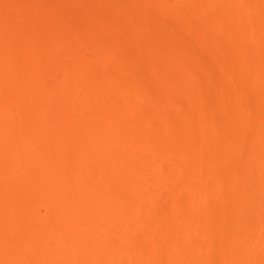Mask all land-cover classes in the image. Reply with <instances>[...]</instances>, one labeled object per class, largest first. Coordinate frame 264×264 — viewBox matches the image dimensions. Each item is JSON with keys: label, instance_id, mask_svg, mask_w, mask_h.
<instances>
[{"label": "rangeland", "instance_id": "obj_1", "mask_svg": "<svg viewBox=\"0 0 264 264\" xmlns=\"http://www.w3.org/2000/svg\"><path fill=\"white\" fill-rule=\"evenodd\" d=\"M19 17L26 21L25 24V21L22 22L23 26L20 25ZM14 21H18V24L15 25ZM28 31L36 36L48 35L65 42L58 46L57 50L62 51L55 54L57 58L53 73L50 72L48 78L43 76V79L38 80L39 87L50 91L42 90L45 94L54 95L48 101L56 109L50 104L48 106L56 113L54 110L47 111L51 112L50 116V113L43 112L46 111V102L44 105L39 97L36 98L39 103L32 104L31 100H24L26 103L20 105L24 113L19 117L18 110L10 120L0 117V128H13L14 124L22 123L25 124L24 130L48 133L44 134L45 138H38L40 134L32 138V144L41 151V145H47L43 142L50 141L53 150L51 147V150L49 147L43 149L35 154L34 159L42 165L45 164L44 156L53 159L46 162L47 167L55 170L58 167L60 170L57 173L50 172L48 179L58 181L65 177L68 180L60 186L61 193L71 190L68 178L71 170L76 167L72 168V161L85 163L86 159L88 164L82 169L81 183L84 185L80 191L89 198L97 193L96 184L100 181L98 159L80 152V146L87 143L85 147L90 145L89 149L95 148L96 141L84 134L83 129L88 130L98 122L90 117L82 124V117L78 115L82 114L84 106L92 112L101 111L106 115L112 112L121 135L134 136L139 140L142 138L144 141L149 139L152 143L148 142L146 147L141 144V148L150 147L153 151L149 148L148 151H142H151V155L156 153L159 156H153V159L155 156L159 159H154V164H158L154 168L160 174L156 180L157 189L148 199L145 193L146 212L136 220L129 234L131 244L120 245L114 235H109L108 229L100 230L95 216L104 210V204L93 203L86 210H81L78 208V200L67 195L62 201L68 209L60 217L64 221L63 229L68 231L73 245L69 248L63 240H55L53 247L59 250L55 249L50 254L52 257L60 256L65 246V251L69 248L70 255L76 257L75 264H173L171 259L177 260L176 264L180 261L184 263L185 257L182 256L188 253L187 244L184 243L186 249L182 250L184 244L174 242L180 240L176 224L172 222L178 218V222L184 226L201 220L197 229L202 227L199 230L206 235L190 238L201 246L193 255L197 257L198 264H264V203L259 188L262 178L258 176L256 166L258 160L264 157V0H0V39L3 38L0 42L4 44L2 47H6V51L2 49L5 54L7 51H15L9 54L15 62H19V59L25 62L29 56L32 58V47L41 42L38 40L40 36L30 38ZM22 39L23 42L20 41ZM14 44L20 45L15 48ZM19 48H24L23 55ZM2 62L0 67L4 66ZM85 65L90 68L86 69ZM16 75L19 78V74ZM27 75L22 76L24 81L30 79L31 74ZM33 82L35 84L36 81ZM27 83L24 84L25 88L23 86L24 93L21 91L23 97L28 90ZM40 93L38 95L42 99ZM39 105L42 106L39 108ZM22 124L19 125L21 128L24 127ZM21 128L20 131L23 130ZM100 129L102 132L107 130L103 124ZM11 134L15 135L13 132ZM116 139L115 142L120 138ZM126 139L131 142L125 141L126 150L136 149L137 152L140 144L134 141L137 145H132V137ZM152 144H157L155 148L160 147V150L153 149ZM75 147L81 155L76 154ZM122 149L117 151L124 157ZM162 158L168 161L162 162ZM167 162H172L171 168L177 165L180 170L177 173L182 171L181 174L171 173L174 169L169 172L166 169L169 166ZM159 165L164 171L159 169ZM20 171L19 178L14 182L0 180V198H4L5 194L7 197L16 194V197L21 198L28 191L26 189L25 192L26 186L30 187L36 180H40V177L27 175L23 169ZM168 175L170 183L171 180L173 182L169 185L167 179L165 181L168 186H162L160 178L164 181ZM146 176H150V172H146ZM124 185H107L101 189V193L111 195L112 204L129 205L131 188L128 190V184ZM43 188L49 189L46 185ZM200 188H203L202 195L198 191ZM34 189L38 190L36 187ZM197 193L203 197L204 203L198 202L199 205L193 206L196 203L193 202L190 207V196ZM39 197L37 200L41 199ZM5 198V205H0V214H4L2 218L7 217L6 222L15 219L18 223L20 218L23 223L26 219L33 223L46 216L43 198L40 202L32 199L35 205L29 202L32 205L30 210L34 211L28 213L26 209L22 212L17 209L19 202L15 203V207ZM88 213L94 217L91 218ZM22 216H26V219H22ZM8 217L12 219L8 220ZM26 221L24 224H16L14 220L11 222L10 233L15 234V240L19 237L16 243L7 242L5 237L9 231L5 230L6 227L1 229L5 231L0 232V249L1 252L2 249L11 252L12 260L24 262L26 257H30L34 263L30 262L37 264V260H34L36 255L29 250L33 240L30 238V243L28 241L34 223ZM171 222L173 226H170ZM233 235L238 238L246 235L244 238L247 242L250 240V245L244 243L246 240H243V236L241 240H236L238 242H233ZM230 236L234 238L233 241ZM77 241L84 246H78ZM251 244L253 248L250 249L248 246L251 247ZM170 248L178 251L171 253ZM119 249L128 254L138 253L141 258L149 261L142 263L141 258L130 260L125 256L124 262H119L114 257ZM9 258L7 260L12 262Z\"/></svg>", "mask_w": 264, "mask_h": 264}, {"label": "bare ground", "instance_id": "obj_2", "mask_svg": "<svg viewBox=\"0 0 264 264\" xmlns=\"http://www.w3.org/2000/svg\"><path fill=\"white\" fill-rule=\"evenodd\" d=\"M17 9V8H16ZM17 13V12H16ZM16 13H13V14H16ZM25 13V12H24ZM23 15V14H22ZM26 15L27 14H25V16H24V18L26 17ZM10 17H13V16H10ZM20 18V17H19ZM18 18V19H19ZM23 18V17H22ZM23 18V19H24ZM12 19V18H11ZM34 20H35V18H33ZM17 20V19H16ZM20 21H21V24L20 25H22V22L23 21H25V20H22L21 18L19 19ZM5 22V21H4ZM18 21H14L13 23L16 25V24H18L17 23ZM29 22V21H28ZM26 23V21L24 22V24ZM29 24V23H28ZM8 25H10V24H8ZM32 25V24H31ZM23 26V25H22ZM27 26H29V25H27ZM10 27V26H9ZM14 27V26H13ZM32 27H34V26H32ZM31 27V28H32ZM10 28H12V27H10ZM35 28V27H34ZM18 29H20V28H18ZM17 29V30H18ZM28 29V28H27ZM27 29H25V30H27ZM7 30H8V28H7ZM24 30V29H23ZM24 30V31H25ZM30 30V29H29ZM10 32V31H9ZM16 32V31H15ZM29 32V31H28ZM4 33V32H3ZM19 33V32H18ZM6 34V33H5ZM29 34V36H30V38H32V39H36V37L38 36H36V35H34L32 32H29L28 33ZM27 34V35H28ZM37 34V33H36ZM40 34V33H39ZM9 35V34H8ZM7 35V36H8ZM16 35V34H15ZM18 35V34H17ZM42 34H40L38 37V40L39 41H41V42H39L40 44L39 45H35V47H32L33 48V51H32V58H30V56H29V54H31V53H29V51L31 50V47L29 48L30 50L28 51V55L27 54H25L26 56H29L26 60H25V62H22V61H24L20 56V58L22 59V60H20L19 59V62H18V60H16L17 62H15V60H13V59H11L12 57L11 56H9V54L11 55V53H15V51H13L12 50V52L11 53H8V51H7V54H5V52L4 51H6V47L4 48V47H2L4 44H2V42H0L1 44H0V59L3 61H1L0 60V62H2V65H4L3 67L1 66L0 67V97L3 99V100H1V101H3V102H1L0 101V117H3L2 119L3 120H6V118H7V120H10V117H12V116H14L15 114H17V112H18V110H19V114H18V116L19 115H22L23 113H24V111H22L21 112V110L22 109H20V105L21 106H23L22 105V103L24 102V100L26 101V100H28V101H30L31 100V103L33 102H38V101H36V100H42L43 101V104L46 102V111H43V112H47V111H52V110H54V109H56V108H54V106L52 105V104H50L51 102H49L50 100V98L52 99L53 97L52 96H54V95H51V93H50V95H49V93H46L45 94V92L47 91H49V90H47V88H46V91L44 90V89H42L41 87H39L38 86V80L39 79H43L44 77L46 78H48V76L50 75V72L51 73H53V71H54V67L56 66V56H55V54H59L58 52H60V51H62V49L61 50H57L58 49V46H59V44H61V43H63L64 41H61L59 38H54V37H51V36H48V35H42ZM3 36V35H2ZM9 37V36H8ZM19 37V36H18ZM14 38H16V37H14ZM20 38V37H19ZM19 38H17L18 40H19ZM3 39V38H2ZM2 39H0V40H2ZM5 39V38H4ZM11 39V38H10ZM21 39V38H20ZM24 39V38H23ZM23 39L22 40H20V41H22L23 42ZM27 39V38H26ZM25 39V40H26ZM32 39H30L31 41H32ZM24 40V41H25ZM27 41V40H26ZM35 41V40H34ZM4 42V41H3ZM7 42V41H6ZM17 42V41H16ZM22 42H21V45H22ZM10 43V42H9ZM14 43V42H13ZM18 43V42H17ZM25 43V42H24ZM31 43V42H30ZM65 43V42H64ZM38 44V43H37ZM12 45V44H11ZM14 45H16V44H14ZM19 45L20 44H18V46L16 45L15 46V48L16 47H19ZM25 45V44H24ZM32 45V44H31ZM13 46V45H12ZM12 46H9V48L10 47H12ZM21 47V46H20ZM22 47H23V45H22ZM25 47V46H24ZM5 49L4 51L2 50V49ZM12 48H14V47H12ZM11 48V49H12ZM21 48H19V50H20ZM24 49V48H23ZM23 49H21L20 51H22ZM60 49V48H59ZM14 50H16V49H14ZM9 51H10V49H9ZM25 51H27V50H25ZM24 51V52H25ZM58 51V52H57ZM19 53V52H18ZM22 53V55H23V51L21 52ZM20 54V53H19ZM18 55V54H17ZM17 55H15V56H17ZM21 55V54H20ZM14 56V57H15ZM26 56L24 57L23 56V58H26ZM11 57V58H10ZM18 57V56H17ZM18 57V58H19ZM65 57V56H64ZM10 61H9V60ZM16 59V58H15ZM13 60V61H12ZM75 60V59H74ZM21 61V62H20ZM59 61V60H58ZM10 62V63H9ZM12 62H15V63H12ZM4 63V64H3ZM13 64L12 66L11 65H9V64ZM25 65H24V64ZM5 64H6V66H5ZM23 64V65H22ZM76 64L78 65V61L76 62ZM74 65V63H73V65L74 66H77V65ZM79 64H80V62H79ZM1 65V64H0ZM19 67H18V66ZM21 65V66H20ZM9 66V68H7ZM80 66H82V65H80ZM12 67V68H11ZM86 69H89L90 67L89 66H87V65H85L84 66ZM19 70H18V69ZM16 70V71H15ZM55 70H57L56 68H55ZM22 71V73H20ZM15 72V73H14ZM46 72H48L46 75H45V73ZM24 73V75H27V73H28V75H27V77L29 76V74H31V76H29L30 77V79H27L28 81H24V79H23V77L22 76H24V75H22ZM16 74H19V78H18V75H16ZM22 76H21V75ZM15 75L17 76V77H15ZM48 75V76H47ZM42 76V77H41ZM44 76V77H43ZM26 77V76H25ZM41 77V78H40ZM18 80H17V79ZM20 79H21V81H20ZM26 79V78H25ZM36 81L35 82V84H34V82L33 81ZM26 82H28L27 84H29L28 85V90H27V93H25L24 95H25V97H23V91H24V88H25V83ZM30 82V83H29ZM32 82V83H31ZM68 83V82H67ZM23 86H24V88H23ZM41 88V89H39V88ZM23 89V90H22ZM30 89V90H29ZM42 90H44V91H42ZM23 93H22V92ZM41 92V93H40ZM43 92V93H42ZM50 92V91H49ZM41 94V97H42V99L40 98V96L38 95V94ZM37 96H35V95ZM50 97H49V96ZM45 96V97H44ZM21 97H23V101H22V98ZM39 97V98H38ZM21 98V99H20ZM25 98V99H24ZM36 98H38V99H36ZM44 98V99H43ZM48 98V99H47ZM47 99V101L49 102H47V101H45ZM68 99H70V98H68ZM22 101V102H21ZM19 102H21V104H19ZM40 102V101H39ZM38 102V103H39ZM71 102V101H70ZM24 103H26V102H24ZM23 103V104H24ZM32 103V104H33ZM50 104V106L52 105V107L54 108H52V107H50V106H48ZM19 105V107H17ZM45 105V104H44ZM40 106H42V105H39V106H37V107H39L40 108ZM36 107V109H39V108H37ZM48 107H50L48 110H47V108ZM35 109V110H36ZM24 110V109H23ZM77 111H78V109H76ZM83 112H82V114H79L78 115V117H82L81 118V121H82V124H85L86 122H84L85 120L86 121H88L89 119L88 118H92V119H94V121L95 122H98V124L97 125H94L92 128H89L88 130L87 129H83L84 130V134H86V135H89V136H91L92 137V139L94 140V141H96V144H95V148L93 147V148H90L89 149V147H90V145H89V147H85L86 146V144L84 143V145L83 146H80L81 148H80V152L82 151L83 153H85L88 157H92V158H94V159H98V166H99V168H100V181L98 182V184H96V188H97V193L93 196V197H91V198H89L88 196H86L85 194H82V190H81V188L83 187V185H84V183H81V182H83L82 181V177H83V168L85 167L86 168V164H88V159H86V161H85V163H80V162H75L74 163V161H72V163L74 164V166H72V168L73 167H75V168H73L72 170H71V174H70V177L68 178V179H70V181H69V185H70V188H71V190H70V192H68V193H64V191L61 193V191L59 190L60 189V186L62 187L67 181H66V179H65V177H63V179H59L58 181H54V180H50V179H48V175L49 174H51L53 171L54 172H59V171H57V170H60L58 167L56 168V170H55V168H51L50 167V169L52 170H50L48 167H47V165H48V163L50 162V161H53V159H51V158H49L48 156V159H47V157L46 156H44L45 158H44V160H43V163H45L44 165H42L41 163V166H40V164H37L36 163V160L34 159V156H35V154H38V152H41L43 149H46V148H48L49 147V149H50V147L52 148V145L53 144H51L50 143V141H47V142H43V143H47V145L46 144H42L41 145V147H43V149L41 150V151H39L40 150V148L39 147H37L35 144H32V138H37V136H39V134H40V137H38V138H45V136H44V134H47L48 135V133H45L44 131H34V130H31V131H29V129H28V131H27V129L26 130H24L25 129V124H22V123H19L18 125L17 124H14V126H13V128L10 126H6L5 128H6V131H5V128H0V129H2L1 130V132H0V180H11V181H16L18 178H19V174H20V170H22L23 169V171L24 172H26V174L27 175H30V176H33V177H40V180H36V183L38 184H32L30 187L29 186H26V188H25V194L24 195H22L21 196V198L20 197H16V194H13V195H8V197H7V194H5V201L6 200H8L13 206H15V207H17L16 205H15V203H20V204H18L19 206L17 207V209H21L20 210V212H22V210H27L28 209V211H26L25 210V212L26 213H28V212H30L32 209V205L29 203V202H33V200L35 201V202H40L41 200H42V198H43V200H42V202H43V204L42 205H44V207H45V211H46V216H45V218L44 219H41V220H36L35 222H30V221H28L29 223H31V224H33V229H32V234L30 233V236H29V243H30V240L32 239L33 241L30 243V245H29V250L31 251V252H33L34 253V255H36L35 257L36 258H34V260L36 261L37 260V264H75L76 263V257L73 255H70L71 253H69L68 251H69V248H70V246H72L73 245V243L72 242H70V239H69V236H68V231H65L64 229H63V227H64V221L62 220V218L60 217V215L62 214V213H64L67 209H68V207L63 203V199H64V197H66L67 195H69V196H73L74 198H76L77 200V202H78V208L79 209H81V210H86V208H87V206L88 205H90V204H104L105 205V207H104V210H102V211H100L99 213V215L97 214L95 217L98 219H96V221H97V224H99L98 226H100V230H101V228L102 229H108L109 230V235H114L117 239H118V241H119V244L120 245H128V244H131L132 243V239H130L129 238V234H130V232L132 231V229H133V227H134V225H136V223H137V221L136 220H138L140 217H142L143 215H144V213L146 212L145 211V209H146V207H145V205H144V200H145V193L147 194L146 196H147V198L146 199H148L149 198V196L151 195V193L153 194V192L157 189V187H156V180H158L159 179V177L157 178V176H159L160 174H159V172H158V169L156 170L155 168H154V166H156L157 167V165L158 164H154V162H155V160H157L158 159V154H156V153H154V155H157V156H155V160L153 159V156L154 155H151V151H153V150H151L150 149V147H147V148H141L142 146H147L149 143L148 142H150L149 141V139H148V141H147V139H145V141L144 140H142V138H140L141 140H139L137 137H134V136H131L132 137V140H130V141H133V144L132 145H134L135 144V142L134 141H136V142H138L137 144L139 145V146H137L138 148H140V151L141 152H143L144 150H146V151H148V148H149V150H151L150 152H146V153H141L140 151H139V149L137 148V152H136V149H133V151H128V150H126V148H127V146L125 145L124 146V144L125 143H127V142H125V141H128V143H131V142H129V140L128 139H126V138H131V137H129V136H125V134L123 135H121L120 133H121V129L119 128V127H117V124H115L114 123V119L112 118V117H114V115H112L111 113H110V115L108 114V115H106V113L104 112H97V111H94V112H92V111H90L87 107H83V109H81ZM38 111H40V110H38ZM14 112V113H13ZM21 112V113H20ZM54 112L56 113V111L54 110ZM57 112H58V110H57ZM60 112V111H59ZM25 113H26V110H25ZM48 113H50L49 115L51 116V112H48ZM48 113H46V114H48ZM114 113V112H113ZM119 113V112H118ZM118 113H117V115H118ZM54 114V113H53ZM127 114V113H126ZM130 114H135L134 112H131ZM48 115V116H49ZM129 115V114H128ZM48 116H46L45 115V117H48ZM116 116V115H115ZM119 116V115H118ZM20 117V116H19ZM5 118V119H4ZM117 118H115V120H116ZM20 124H22V125H24V127L23 128H21L19 125ZM105 125V127L107 128V130H104L103 132L101 131V129H100V125ZM16 125H17V127H16ZM19 127V128H18ZM9 128V129H8ZM10 128L12 129V131L10 130ZM23 129L22 131H20L19 129ZM15 129V130H14ZM17 130H19V131H17ZM6 132V134H5V132ZM15 131H16V133H15ZM82 131V130H81ZM87 131V132H86ZM9 132V133H8ZM13 132V134H15L16 135V137H15V135L13 136L11 133ZM17 132H19V133H17ZM86 132V133H85ZM83 133H81V134H83ZM8 134V135H7ZM83 134V135H84ZM120 134V135H119ZM43 135V136H42ZM46 135V136H47ZM118 135H119V137H118ZM35 136V137H34ZM122 136V137H121ZM125 136V137H124ZM13 137H15L16 138V141L14 140V138ZM102 139H101V138ZM116 137H118V138H120L119 140H121V141H119L118 140V138L116 139ZM95 138L97 139V140H95ZM116 139V141L117 142H115V140L114 139ZM136 138V139H135ZM11 139V140H10ZM29 139H30V141L31 142H29ZM114 141H113V140ZM124 139V140H123ZM144 139V138H143ZM45 140V139H44ZM101 140H102V142H101ZM111 140V141H110ZM98 141L100 142V144L98 143ZM147 141V142H146ZM121 142H122V144H121ZM143 142V143H142ZM48 143H49V145H48ZM54 143V142H53ZM119 143H120V145H119ZM144 143L146 144V145H144ZM150 143H152V142H150ZM16 144V145H15ZM32 144V145H31ZM137 144H135V145H137ZM141 144H142V146H141ZM151 145V144H150ZM153 145V144H152ZM119 146H121V147H119ZM154 146V145H153ZM155 146H157V144L155 145ZM155 146H154V148L153 149H156L155 148ZM97 147V148H96ZM125 149H124V148ZM25 150L24 152H23V149ZM71 148V147H70ZM123 148V149H122ZM132 148V146L130 147V149ZM163 148V147H162ZM69 149V148H68ZM73 149V148H72ZM76 149V147L74 148V151H76V154H78L77 153V149ZM93 150V153H92V150ZM95 149V150H94ZM118 149H120L119 151H121V149L126 153V151H127V153L125 154L124 152V157L122 156L123 154H121V152H119V151H117ZM258 149H259V147H258ZM51 150V149H50ZM52 150H53V148H52ZM91 150V151H90ZM143 150V151H142ZM156 150H160V147H158V149H156ZM167 150V149H166ZM260 150L261 149H259V152H260ZM55 151V150H54ZM57 151V150H56ZM72 151V150H71ZM71 151L69 152V153H71ZM79 151V150H78ZM134 151L136 152V153H134ZM155 151V150H154ZM169 151V150H168ZM26 152H29V153H26ZM64 152V151H63ZM115 152H118L117 154H115ZM131 152V153H130ZM132 152H133V154H132ZM157 152H160V151H157ZM161 152H164V151H162L161 150ZM160 152V153H161ZM258 152V151H257ZM75 153V152H74ZM139 153V154H138ZM147 153H149V154H147ZM166 153V152H165ZM27 154V155H26ZM90 154H93L92 156H90ZM118 154H120L119 156H118ZM131 154V155H130ZM140 154H142L141 156H138V155H140ZM184 155V157H185V154L184 153H181L180 155ZM29 155V156H28ZM75 155V154H74ZM78 155H81V154H78ZM82 155H84V154H82ZM146 155V156H145ZM147 155H148V157H147ZM182 155V156H183ZM28 158H27V157ZM85 156V155H84ZM142 156H144L145 158H142ZM26 157V158H25ZM86 157V156H85ZM151 157V158H150ZM181 157V156H180ZM149 158V159H148ZM50 159V160H49ZM159 160V159H158ZM161 160V159H160ZM165 161H163V158H162V162H166V161H168V160H166V158L164 159ZM23 161V162H22ZM25 161H26V163H25ZM35 161V162H34ZM259 162H257L256 164V166H257V168H258V171L257 172H259V174H258V176H260V178H262L261 179V181L259 182V188H260V190H262L261 192H262V197L263 198H261L262 199V204L264 203L263 202V200H264V157H261L260 158V160H258ZM46 162H48V163H46ZM157 162H159V161H156V163ZM24 163V164H23ZM168 163V162H167ZM47 164V165H46ZM78 164V165H77ZM168 167L166 168V169H168L169 170V172H171L172 170L171 169H174L171 173H176V174H181V172H178L177 173V171L179 170L176 166L177 165H174V166H172L173 168H171V165H172V162H170V163H168ZM43 166H45V167H43ZM160 166V167H159ZM158 167H159V169L161 170L162 169V167H161V165H159ZM47 167V168H46ZM174 167H176V168H174ZM162 171H164V169H162ZM176 171V172H175ZM180 171V170H179ZM51 172V173H50ZM82 172V173H81ZM146 172L147 173H149L150 172V176H146ZM165 172H167V170L165 171ZM37 175V176H36ZM39 175V176H38ZM148 177H150V178H148ZM2 178V179H1ZM36 178V179H37ZM168 179V184L170 185L172 182H173V180H171V183H170V180H169V175H168V177L167 176H165V178H164V181H163V178H160V180H161V184H162V186H163V184L165 185V186H168V184L166 183V181L165 180H167ZM259 179V178H258ZM183 183V182H182ZM127 185L126 187H128V190H129V193H130V202H129V205L127 204V205H117V204H112V203H110L111 202V199H112V197H111V195H108V194H102L101 193V189L102 188H105V186H107V185H118V186H122V185ZM160 184V185H161ZM181 184V183H180ZM184 184V183H183ZM188 187H191V186H189L187 183H185ZM29 185V184H28ZM47 186V187H49V189L48 188H43L44 186ZM124 185V186H125ZM180 186H185V185H180ZM37 188L40 192H38V190H36V189H34V188ZM151 187H153V188H151ZM154 187H155V189H154ZM56 188L59 190V191H57L56 190ZM151 189V190H148V189ZM183 188H186V186L185 187H183ZM27 189V190H26ZM154 189V190H153ZM30 190H31V192H30ZM44 192H43V191ZM46 190V191H45ZM81 190V191H80ZM149 191V192H144V191ZM41 191H42V193H41ZM143 191V192H142ZM199 192H200V194L202 195V191H203V188L201 189H199L198 190ZM59 192V193H58ZM36 193V194H35ZM45 193V194H44ZM148 193H149V195H148ZM18 194V193H17ZM20 194V193H19ZM22 194V193H21ZM199 193H197V195H198ZM200 194L197 196V195H193L192 197L190 196V198H192V202H189V201H191V200H189L188 201V205L191 207V205L190 204H192L193 202H196V203H193L192 205L194 206H197V205H199L200 203H198V202H201V203H204V199H203V197H201L200 196ZM32 195V197H30ZM37 197H36V196ZM40 197H39V196ZM45 195V196H44ZM205 194H203V196H204ZM1 196H4V195H1ZM12 198V199H10V197ZM14 196H15V198H14ZM195 196L197 197V198H195ZM41 198V199H38L37 200V198ZM44 197H45V199H47V200H45L44 199ZM47 197V198H46ZM246 197V196H245ZM4 198L3 197H1L0 198V205H5L4 204ZM7 198H9V199H7ZM14 198V199H13ZM16 198H18L19 199V201H17V199ZM30 198H31V200H30ZM194 198V199H193ZM2 199V200H1ZM33 199V200H32ZM12 202H11V201ZM15 200H16V202H15ZM203 201V202H202ZM9 202L7 203V205H11V204H9ZM35 202H33V204L35 205ZM41 202V203H42ZM24 206V207H23ZM188 206V207H189ZM1 207V206H0ZM22 207V208H21ZM26 207V208H25ZM31 209V210H30ZM34 211V210H33ZM33 211H31V212H33ZM24 212V213H25ZM23 213V214H24ZM2 214H0V216H1ZM2 216H4V214L2 215ZM2 216H1V218H2ZM88 216H90L91 218H93L94 217V215H92V214H89L88 213ZM23 217L24 216H22L21 218L23 219ZM7 218V217H6ZM6 218H2V219H0V221L1 222H3V225H2V223L0 224V225H2L1 227H0V230L3 228V227H6V231H9V232H6V234L8 233L9 235H7L5 238V240L7 241V242H12V243H16V240L18 241V239H19V237H18V239H16L15 240V238H16V236H14L15 234H13V232L12 233H10L11 232V230H9L11 227V225H12V220H14V222H16L15 221V219H12V218H9L8 217V220L9 219H12L11 220V222H8L10 225H8V223L6 222ZM25 219H26V216L24 217ZM3 220V221H2ZM27 220V219H26ZM26 220H24V223H25V221ZM19 222H21L20 221V218H19V220H18ZM199 221V222H198ZM201 220H197V222H196V220L195 221H192V223H190L189 225L190 226H188V225H186V226H184V224L183 225H181L180 224V222H178V218L177 219H175L174 221H172L174 224L173 225H177V222H178V225L176 226L175 225V228L177 229V233H178V237H179V239L180 240H183V241H185V239H187L188 241H186V242H183V241H174V242H177V243H185V244H187V248L188 249H186L185 248V244L182 246V250H187L186 252H188L187 254H185V255H183L182 256V258H184L183 259V261H184V263L182 262V261H180V260H178V262L179 263H177V264H198V259H197V257H195V256H193L194 255V253L197 251V249H198V246H200V245H198L194 240L192 241V239H190V238H192V236L193 237H199L200 235H203V234H205V233H203V232H201L199 229H202V227H200L199 229H197L198 228V225L201 223L200 222ZM14 222H13V224H14ZM19 222L17 223L16 222V224H19ZM27 222V221H26ZM27 222V223H28ZM172 222L170 223V226H173L172 225ZM194 222V223H193ZM21 223H23V221L21 222ZM20 223V224H21ZM23 223V224H24ZM196 223H198L196 226H195V224ZM4 224H7V225H4ZM16 224H14L13 226H15ZM19 226V225H18ZM181 226V227H180ZM193 226H195V227H193ZM9 227V228H8ZM16 227V226H15ZM177 227H179V228H177ZM186 227V228H185ZM182 228H184V229H182ZM3 229V230H4ZM8 229V230H7ZM73 229H74V227H73ZM4 230V231H5ZM72 230V229H71ZM70 230V231H71ZM3 231V232H4ZM73 231V230H72ZM105 231V230H104ZM0 232H2V230L0 231ZM2 232V233H3ZM105 232H107V231H105ZM181 232V233H180ZM180 233V234H179ZM202 233V234H201ZM5 234V235H6ZM12 236H11V235ZM66 234H67V236H66ZM70 234V233H69ZM181 234H183L182 235V237H181ZM206 235V234H205ZM205 235H203V236H205ZM235 235H233V237H234ZM237 236V235H236ZM234 237L235 238V240L233 241V239L234 238H232L231 236H230V240H231V238H232V241L233 242H238L239 241V239L241 240L242 238V236L243 235H241V237H239L238 238V236L237 237ZM240 236V235H239ZM244 236H246V235H244ZM244 236H243V240L245 241L244 243H246V245H250V240H249V242H247L248 240L246 239V237L244 238ZM9 237V238H8ZM31 238V239H30ZM199 238H201V237H199ZM229 238V237H228ZM9 239V240H8ZM14 240V242H13V240ZM59 239H61V240H63L64 241V243L66 244L65 246H67V247H69L68 248V251L66 252L65 251V246H64V248H62L61 250V254H59L60 256H58L57 258H55V256L54 257H52L50 254H52V252L55 250V249H57L55 246V248L53 247V243L55 242V240H59ZM60 240V241H61ZM236 240H238V241H236ZM242 240V241H243ZM60 241H58V242H60ZM74 241V240H73ZM75 242V241H74ZM77 243V245L78 246H84L80 241H77L76 242ZM240 243H242V242H240ZM63 244V243H62ZM75 244V243H74ZM252 245V244H251ZM62 246V245H61ZM201 247V246H200ZM250 249L251 248H253V245L250 247V246H248ZM61 248V247H60ZM170 249H172V248H170ZM57 250H59V248L57 249ZM173 250V251H172ZM172 250H170V252L171 253H173V252H176V251H178V249H175V251H174V249H172ZM7 251V252H6ZM56 251V250H55ZM179 251H181V250H179ZM6 254H5V253ZM1 253H4V254H1ZM122 253H124L123 255H122ZM8 254V256L10 257H8V256H5V255H7ZM30 254H32V253H30ZM54 254H55V252H54ZM116 256H114L115 258H118V260H120L119 262H122L123 260H124V257L125 256H127L130 260L131 259H138V258H141L139 255H137L138 253H135V252H132V253H126V252H124L122 249H119V250H117L115 253H114ZM3 255V256H2ZM11 252H9L8 250H3L2 249V252H1V249H0V264H2L1 262H3V264H5L4 263V261H2V260H6L5 262H7L8 260V258L10 259V261H12L13 262V260L11 259ZM186 255H187V257H186ZM56 256H57V253H56ZM133 256H135V257H133ZM3 257H4V259H3ZM126 257V258H127ZM27 259H29V261H27V259H25V261L24 262H22V261H15V263L13 262H9L8 261V263L9 264H26V261H27V264L31 261L32 263H34V261H32V260H30V257H26ZM33 258V257H32ZM121 258V259H120ZM180 258V257H179ZM182 258H180L181 260H182ZM141 259H143V258H141ZM140 259V260H141ZM177 259V258H176ZM122 260V261H121ZM130 260H128V261H130ZM148 260V259H147ZM146 260V258L145 259H143V261H142V263L143 262H146L147 261ZM171 260H173V264H176V262H177V260H174V259H171ZM149 261V260H148ZM147 261V262H148ZM30 262V263H31ZM39 262V263H38ZM124 262V261H123ZM122 262V263H123ZM182 262V263H181ZM7 263V264H8ZM31 263V264H32ZM151 263V262H150Z\"/></svg>", "mask_w": 264, "mask_h": 264}]
</instances>
